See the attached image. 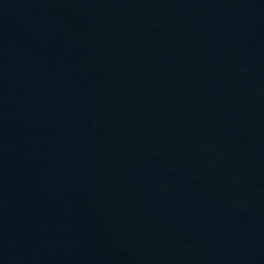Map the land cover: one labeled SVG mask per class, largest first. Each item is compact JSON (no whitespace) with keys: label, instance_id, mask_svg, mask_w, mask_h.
Returning a JSON list of instances; mask_svg holds the SVG:
<instances>
[{"label":"water","instance_id":"95a60500","mask_svg":"<svg viewBox=\"0 0 264 264\" xmlns=\"http://www.w3.org/2000/svg\"><path fill=\"white\" fill-rule=\"evenodd\" d=\"M0 264H264V0H0Z\"/></svg>","mask_w":264,"mask_h":264}]
</instances>
